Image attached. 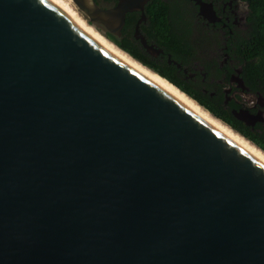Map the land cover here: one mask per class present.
Segmentation results:
<instances>
[{"label": "water", "instance_id": "95a60500", "mask_svg": "<svg viewBox=\"0 0 264 264\" xmlns=\"http://www.w3.org/2000/svg\"><path fill=\"white\" fill-rule=\"evenodd\" d=\"M147 1L69 0L156 53ZM0 264H264V160L58 0H0Z\"/></svg>", "mask_w": 264, "mask_h": 264}, {"label": "flooded vegetation", "instance_id": "af4514ba", "mask_svg": "<svg viewBox=\"0 0 264 264\" xmlns=\"http://www.w3.org/2000/svg\"><path fill=\"white\" fill-rule=\"evenodd\" d=\"M149 1L144 6L145 18L138 24V31L157 52L149 51L134 35L140 14L137 11L135 12L138 16L133 22L132 30L134 40L140 43V49L149 59L162 68H167V65L176 68L181 79L221 83L224 103L233 99L238 108H249L252 113L264 111V94L259 90H251L245 84L241 75L242 63L239 62V54L234 53V48L229 46L233 42L240 43L248 29V0H202L210 3L213 8V13L209 16L205 10H201L196 0H156L155 5L146 7ZM156 5L165 7L164 10L161 9L157 22L149 18L150 8L155 10ZM178 47L185 49L184 59L175 56ZM211 61L217 63L220 71L219 75L208 74L207 78L206 64ZM179 71L183 72L182 76ZM236 77L242 79L247 89L238 85ZM259 95L263 97V104L257 103L256 98ZM258 122L264 123V120H258L254 124Z\"/></svg>", "mask_w": 264, "mask_h": 264}, {"label": "trees", "instance_id": "16d2710c", "mask_svg": "<svg viewBox=\"0 0 264 264\" xmlns=\"http://www.w3.org/2000/svg\"><path fill=\"white\" fill-rule=\"evenodd\" d=\"M104 1L111 2L112 0ZM155 1L150 0L146 7L155 5ZM248 2L250 9L246 19L248 29L244 32L245 35L240 43L233 42L229 46L234 48V53L239 54V62L242 63L241 75L245 84L251 90H259L264 94V0H248ZM154 8L155 10L150 8L149 18L157 22L161 9L164 10L165 7L156 5ZM137 16L138 14L135 11L127 13L119 38L108 32L105 35L130 56L166 77L213 116L230 125L264 151V123L258 122L254 125H246L243 121L237 119L232 113V108L237 109L238 104L233 99L224 103L225 96L221 83L181 79L176 68L169 65L166 66L167 68H162L142 52L139 47L140 43L135 41L132 36L133 22L137 19ZM188 48L189 51H192L191 47ZM175 52L176 57L185 58L184 48L178 47ZM206 69L207 78L209 77L208 74L212 76L219 75L220 69L215 61L206 64ZM179 73L181 76L183 75V72L179 71Z\"/></svg>", "mask_w": 264, "mask_h": 264}, {"label": "bare ground", "instance_id": "6f19581e", "mask_svg": "<svg viewBox=\"0 0 264 264\" xmlns=\"http://www.w3.org/2000/svg\"><path fill=\"white\" fill-rule=\"evenodd\" d=\"M68 11H70L85 27H87L91 32H93L96 36H98L101 40H103L106 44H108L111 48L116 50L118 53H120L122 56H124L126 59L131 61L133 64H135L137 67L142 69L144 72H146L148 75L153 77L155 80H157L159 83L164 85L166 88H168L170 91L175 93L177 96H179L181 99H183L185 102L190 104L192 107H194L196 110L201 112L203 115H205L207 118L212 120L214 123H216L218 126H220L222 129H224L226 132H228L231 136H233L235 139H237L239 142H241L243 145H245L247 148H249L251 151H253L256 155H258L260 158L264 160V151L262 149H259L256 145L251 143L249 140L245 139L241 135H239L236 131H234L232 128H230L228 125H226L223 121L218 119L217 117L213 116L209 111H207L204 107L199 105L193 98L189 97L185 92L178 89L175 85L170 83L167 79L161 77L157 73H154V71H151L149 68L145 67L141 63H139L137 60H135L133 57H131L128 53L120 49L117 45L112 43L110 40H108L104 35H102L93 25L86 22V20L80 15V13L73 7V5L69 2V0H58Z\"/></svg>", "mask_w": 264, "mask_h": 264}, {"label": "rangeland", "instance_id": "374dc122", "mask_svg": "<svg viewBox=\"0 0 264 264\" xmlns=\"http://www.w3.org/2000/svg\"><path fill=\"white\" fill-rule=\"evenodd\" d=\"M95 27V26H94ZM102 35H104V32L101 30V28L100 27H98V26H96L95 27ZM105 36V35H104Z\"/></svg>", "mask_w": 264, "mask_h": 264}]
</instances>
